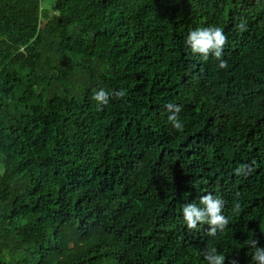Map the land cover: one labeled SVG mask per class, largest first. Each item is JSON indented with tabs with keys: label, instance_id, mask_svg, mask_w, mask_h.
<instances>
[{
	"label": "trees",
	"instance_id": "16d2710c",
	"mask_svg": "<svg viewBox=\"0 0 264 264\" xmlns=\"http://www.w3.org/2000/svg\"><path fill=\"white\" fill-rule=\"evenodd\" d=\"M50 3L0 0V264H207L213 247L257 264L264 0ZM209 25L225 68L186 44ZM100 88L125 95L100 105ZM209 192L215 236L182 217Z\"/></svg>",
	"mask_w": 264,
	"mask_h": 264
},
{
	"label": "clouds",
	"instance_id": "9594fccd",
	"mask_svg": "<svg viewBox=\"0 0 264 264\" xmlns=\"http://www.w3.org/2000/svg\"><path fill=\"white\" fill-rule=\"evenodd\" d=\"M227 43L228 37L224 29L214 25L192 29L186 38V44L193 54L202 56L204 60H207L210 55L214 56L219 60L220 68L227 67V61L223 59ZM112 95L123 97L125 92L120 90L112 93L100 88L94 93L93 99L100 105H106ZM167 107L171 112L168 120L172 126L177 130H183V124L177 118V114L182 110L181 106L169 103ZM235 171L239 174L242 169L237 168ZM199 199L203 207L195 202L185 203L182 206L183 220L189 229H197L198 226H202L206 222L209 225V235L215 236L218 230L222 231L229 223L228 217L223 212L225 201L221 196L214 195L212 192L201 196ZM236 207L239 208V205L237 204ZM250 245L256 249L252 259L257 264H264V247L259 246L257 240L251 241ZM205 259L207 264H225L226 261L225 255L214 247L205 253ZM232 264H239V262L233 260Z\"/></svg>",
	"mask_w": 264,
	"mask_h": 264
},
{
	"label": "rangeland",
	"instance_id": "374dc122",
	"mask_svg": "<svg viewBox=\"0 0 264 264\" xmlns=\"http://www.w3.org/2000/svg\"><path fill=\"white\" fill-rule=\"evenodd\" d=\"M43 6H44L45 8H50V7H51L50 0H43Z\"/></svg>",
	"mask_w": 264,
	"mask_h": 264
}]
</instances>
